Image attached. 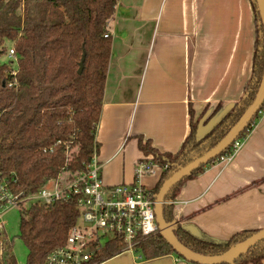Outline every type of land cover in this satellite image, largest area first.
<instances>
[{"label": "trees", "instance_id": "1", "mask_svg": "<svg viewBox=\"0 0 264 264\" xmlns=\"http://www.w3.org/2000/svg\"><path fill=\"white\" fill-rule=\"evenodd\" d=\"M118 2L0 0V171L16 193H35L60 174L72 178L97 152L96 134L112 53L108 23ZM251 2L256 23L253 69L240 100L203 136L198 134L197 123H192L190 134L176 153H161L150 140L139 138V148L146 156L153 155L168 165L150 190L156 198L163 183L214 147L255 99L264 75V26L256 0ZM10 46L18 59L16 73L1 60ZM84 52V70L79 73ZM259 117L258 112L240 139ZM232 146L173 186L164 203L165 219L180 242L206 256L222 255L259 231L244 230L221 240L202 231L197 237L188 224L174 221V201L184 182L227 156ZM79 217L74 201L22 206L19 237L28 248L26 264H46L48 254L66 243ZM124 247L120 237L109 241L97 264L122 253ZM135 251L145 260L169 254L183 258L160 230L142 239ZM0 264H18L13 243L4 241L1 230ZM235 264H264V239L239 256Z\"/></svg>", "mask_w": 264, "mask_h": 264}, {"label": "crops", "instance_id": "2", "mask_svg": "<svg viewBox=\"0 0 264 264\" xmlns=\"http://www.w3.org/2000/svg\"><path fill=\"white\" fill-rule=\"evenodd\" d=\"M108 33L112 53L96 140L103 178L115 185L134 181L146 156L140 137L176 153L192 123L203 136L235 106L252 75L256 23L251 0H119ZM173 217L221 240L264 229V108L231 159L223 156L184 182ZM99 264L189 262L124 251Z\"/></svg>", "mask_w": 264, "mask_h": 264}, {"label": "built area", "instance_id": "3", "mask_svg": "<svg viewBox=\"0 0 264 264\" xmlns=\"http://www.w3.org/2000/svg\"><path fill=\"white\" fill-rule=\"evenodd\" d=\"M7 53L11 61H18L13 46ZM12 72L16 73V70L12 69ZM244 141L245 138H239L233 142L228 159L242 148ZM167 167L153 155L144 156L136 163L132 183L112 185L105 182L102 164L95 152L90 163L68 182L64 183L67 178L60 174L30 194L16 193L11 181L0 171V230L3 228L2 215L9 209L26 203L31 206L74 201L80 212L79 220L70 229L66 243L48 254L46 264H97L101 250L118 237L125 243L123 252H136L142 239L159 230L155 215L156 196L147 189L144 179L162 174Z\"/></svg>", "mask_w": 264, "mask_h": 264}, {"label": "water", "instance_id": "4", "mask_svg": "<svg viewBox=\"0 0 264 264\" xmlns=\"http://www.w3.org/2000/svg\"><path fill=\"white\" fill-rule=\"evenodd\" d=\"M261 19L264 26V0H256ZM86 59V52L83 53L82 61L80 63L79 73L84 70V63ZM264 105V75L261 85L255 96L252 104L243 113L236 124L229 130V132L210 150L201 155L200 157L192 160L187 165L175 171L162 185L159 193L157 194L155 203V215L158 223L159 230L163 237L173 246L175 251L180 254L189 264H235V260L244 252L249 250L252 246L256 245L259 241L264 239V229L259 230L248 239L236 244L228 252L217 256H206L199 254L183 243L174 234L171 226L167 223L164 216V203L167 194L178 182L191 174L196 169L203 165L208 164L215 158L219 157L233 142L239 138L241 133L245 131L249 123L254 119L255 115L260 112ZM189 231L197 237H201V231L194 225L188 226Z\"/></svg>", "mask_w": 264, "mask_h": 264}, {"label": "rangeland", "instance_id": "5", "mask_svg": "<svg viewBox=\"0 0 264 264\" xmlns=\"http://www.w3.org/2000/svg\"><path fill=\"white\" fill-rule=\"evenodd\" d=\"M11 47V46H10ZM2 62H7L14 69L17 68V62L11 61L8 53L1 56ZM158 181V176H148L144 179V184L148 190L154 188L156 182ZM68 182V179H64V183ZM29 203L24 204V207H28ZM1 222L3 223V228L1 232L4 237V241H9L13 243L14 253L17 258L18 264H26L28 257V248L26 247L24 241L19 237L20 233V222H21V207H15L5 211L2 215Z\"/></svg>", "mask_w": 264, "mask_h": 264}]
</instances>
